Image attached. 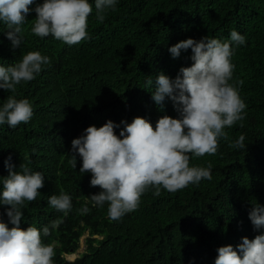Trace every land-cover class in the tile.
Returning a JSON list of instances; mask_svg holds the SVG:
<instances>
[{"label":"trees","instance_id":"1","mask_svg":"<svg viewBox=\"0 0 264 264\" xmlns=\"http://www.w3.org/2000/svg\"><path fill=\"white\" fill-rule=\"evenodd\" d=\"M42 3L30 5L20 48L13 49L0 23V64H15L32 51L51 60L35 80L17 87L16 98L32 104L31 121L15 129L0 126V178L9 175V157L16 171L26 164L43 173L45 186L22 208L20 227H50L43 241L54 248V264H214L219 247L236 248L242 238L264 234L249 219L255 203L264 206V0H119L102 22L94 9L88 18L90 39L73 46L31 34L34 9ZM234 29L247 41L234 46L232 57V82L243 81L237 87L247 105L245 118L226 129L228 139L219 141L215 155L190 159V165L210 164L212 179L175 193L161 190L159 196L150 189L136 211L110 221L107 204L92 207L90 195L101 189L91 186L90 173L79 172V157L77 169L68 163L72 141L108 120L121 125L115 129L119 135L122 121L143 117L155 128L165 115L177 118L170 99L162 107L155 103L154 84L147 87V80L161 73L175 79L182 67L192 65L191 49L172 57L168 49L175 44L207 36L224 41ZM8 95L0 89V104ZM240 135L247 148L233 149L230 142ZM61 190L72 196L67 216L48 205ZM86 202L89 212L81 214ZM9 207L0 205V214L12 228ZM53 221L59 222L55 228ZM86 235V252L67 260Z\"/></svg>","mask_w":264,"mask_h":264},{"label":"clouds","instance_id":"2","mask_svg":"<svg viewBox=\"0 0 264 264\" xmlns=\"http://www.w3.org/2000/svg\"><path fill=\"white\" fill-rule=\"evenodd\" d=\"M35 0H0V23L7 28L6 36L13 49L24 41V25ZM119 0H43L34 11L37 14L30 32L40 37H53L68 46L90 39L88 18L95 9L96 18L103 21L108 11H115ZM244 35L235 29L230 38L221 41L204 37L197 41L189 38L168 50L173 58L191 49L193 62L182 67L175 79L161 73L155 81L147 80V87L154 84L153 99L163 106L166 98L173 102L177 118L163 116L153 127L143 117L131 123L122 121L124 127L116 134L120 124L108 120L103 126H89L72 141V154L68 163L77 169V157L82 162L79 172L91 174L90 184L99 186L98 194L90 195L92 207L104 208L107 217L119 222L136 211L141 197L150 189L159 196L161 190L175 193L190 185L199 186L202 180H211V165H190V159L215 155L219 141L227 140V128L242 122L246 103L239 94L243 81L232 82L235 65L232 57L234 46L246 45ZM51 60L39 51L28 52L12 65L0 64V89L11 95L0 104V126L7 124L15 129L27 124L33 117V107L28 99H17V87L35 80ZM242 126V124H241ZM245 136L240 135L230 147L247 148ZM5 161L9 175L0 178V205L6 209L9 228L0 214V264H54L55 251L43 237L51 234L49 226L42 229L20 227L24 218L22 208L33 202L45 186L44 175L21 164L19 171ZM48 205L67 216L73 210L72 196L61 190L51 195ZM89 212L87 202L78 210ZM254 229H264V206L255 203L249 212ZM51 223V228L58 226ZM214 264H264V234L254 239L242 238L236 248L219 247Z\"/></svg>","mask_w":264,"mask_h":264},{"label":"rangeland","instance_id":"3","mask_svg":"<svg viewBox=\"0 0 264 264\" xmlns=\"http://www.w3.org/2000/svg\"><path fill=\"white\" fill-rule=\"evenodd\" d=\"M88 238H89L88 235L83 237V239L81 240L80 249L78 250V252L76 254L67 256L66 257L67 260L73 262V261L77 260L78 258H80L86 252V250H87L86 241H87Z\"/></svg>","mask_w":264,"mask_h":264},{"label":"bare ground","instance_id":"4","mask_svg":"<svg viewBox=\"0 0 264 264\" xmlns=\"http://www.w3.org/2000/svg\"><path fill=\"white\" fill-rule=\"evenodd\" d=\"M74 257V256H73Z\"/></svg>","mask_w":264,"mask_h":264}]
</instances>
